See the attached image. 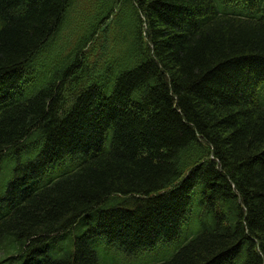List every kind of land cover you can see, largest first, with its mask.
Returning a JSON list of instances; mask_svg holds the SVG:
<instances>
[{
	"label": "trees",
	"instance_id": "16d2710c",
	"mask_svg": "<svg viewBox=\"0 0 264 264\" xmlns=\"http://www.w3.org/2000/svg\"><path fill=\"white\" fill-rule=\"evenodd\" d=\"M74 1L0 0V264H264V0Z\"/></svg>",
	"mask_w": 264,
	"mask_h": 264
},
{
	"label": "rangeland",
	"instance_id": "374dc122",
	"mask_svg": "<svg viewBox=\"0 0 264 264\" xmlns=\"http://www.w3.org/2000/svg\"><path fill=\"white\" fill-rule=\"evenodd\" d=\"M93 0H75L69 9L68 18L66 23L64 24V27L62 28V31L56 40V45L54 47V52L56 54L64 55L70 49H72L77 41L78 35H80V26L81 25H87V21L92 17L94 13V4L92 2ZM99 1V0H98ZM101 2V0H100ZM101 19L98 18L97 21H95V25H97L100 22ZM67 24V25H66ZM94 25V26H95ZM109 27L106 28L102 33H107ZM92 30V26L90 27ZM99 33L100 27L98 30ZM93 54V58H98V51L97 48ZM43 55L40 56V59ZM42 61V60H41ZM174 250L173 246L166 247L164 245L159 246L154 251L148 253L146 257L143 258H132L131 263H140V261H143V259L147 262V264H154L158 260H166L169 258V256L172 254ZM138 259L140 261H138Z\"/></svg>",
	"mask_w": 264,
	"mask_h": 264
}]
</instances>
